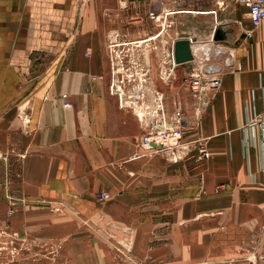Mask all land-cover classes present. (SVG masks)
Returning a JSON list of instances; mask_svg holds the SVG:
<instances>
[{"label":"crops","instance_id":"obj_1","mask_svg":"<svg viewBox=\"0 0 264 264\" xmlns=\"http://www.w3.org/2000/svg\"><path fill=\"white\" fill-rule=\"evenodd\" d=\"M2 6L0 0L10 44L0 39V52L10 58H0V111L20 100L10 107V174L0 180V219L12 209L0 224L8 234L54 248L55 264H222L244 258L240 246H264L260 133L256 127L251 142L246 129L264 110V20L246 43L250 20L235 25L236 9L230 21L209 12L214 0H6L5 12ZM219 25L226 29L222 42L235 48L233 67L201 98L186 81L200 56L192 51L194 59L174 67L167 97L177 103L165 111L170 117L182 107L184 131L177 144L164 143L174 147L151 152L141 145V123L109 92L111 51L129 56L122 60L128 68L158 71L176 40L205 43ZM18 37L29 43L17 45ZM26 46L53 48L60 57L30 94L20 95L15 54ZM146 83L161 82L151 74ZM63 93L72 107L63 106ZM193 95L207 106L200 114L188 107ZM18 116L27 117L24 124ZM197 138L206 141L208 157L191 156Z\"/></svg>","mask_w":264,"mask_h":264},{"label":"rangeland","instance_id":"obj_2","mask_svg":"<svg viewBox=\"0 0 264 264\" xmlns=\"http://www.w3.org/2000/svg\"><path fill=\"white\" fill-rule=\"evenodd\" d=\"M5 1L6 0H2V7L4 12L6 11ZM220 1H222V4L220 6L217 5L214 1L215 7L213 8L218 11V14L221 15L222 19L230 21L229 19L231 18H229V14L232 12L233 9H236L238 19L234 18L235 20L233 23L235 25H241L240 22H242V19H246L245 9L241 6V4H239L235 0ZM254 27L255 26H250V29L246 31L251 34L249 37H245L246 43H248V39L254 37ZM8 30H10V21H7L5 19L0 20V32H2V34H0L2 35L0 39H4V44H10V37L6 36ZM16 41V44L19 43L17 45H27L29 43L27 37H18ZM53 41L54 40L51 39L50 44H52ZM28 48L29 47L26 46V52L21 51L16 52L15 54L16 59L19 60V66L17 67L16 72L21 77V80L18 82V87H16L19 89L20 95L30 94V92H32V90L36 87V83L40 79V77L44 76L47 72H49L50 70L48 69L50 68V66H52V64L60 57V53L55 52L53 48L49 49L47 47L46 50H39V47L37 46L32 47V50L27 51ZM216 53L217 52L215 51V54ZM110 54V83L108 86L109 92L112 95L114 94L115 96H117V99L118 94L113 93L111 91L113 90L114 92H122L126 97V104L124 106L125 108L130 109L133 112V108L136 106L135 103L146 101L148 104H153L154 100L151 101V96H154L156 92H159L163 95V102L165 108H168L169 105H172L174 109L177 101H174L171 97H167V95H171L170 89L173 88L170 83V81L172 80V73L168 74V68L165 67L164 69H160L158 71L153 70L152 72L151 70H149L148 72L146 70L134 67L128 68L125 65H123V67L121 68V66H118L116 62L120 60V55L122 56L124 52L121 53L120 51L112 50ZM117 54L119 56H117ZM0 58H2L1 60L6 61L8 58H10V51H6L3 53L0 52ZM125 59L129 60L130 58L126 55L124 56L123 60ZM226 69H224V71ZM161 72H165V75H167L163 79L160 76ZM151 74L152 76H157L158 80H160L161 83L155 85L151 83H146V81H150ZM112 83L114 84L111 90L110 87ZM177 87L178 86H176V89ZM178 88L184 89L186 88V84H181ZM193 98H195V101L188 104V107L195 111V113H202V110L203 108H205L206 104H203V102L200 103V101L194 95ZM18 101L20 100L4 104L1 107L2 109H5V111H0V160L2 162V165L5 166L4 169L0 167V180H2V182L6 181V177L10 174V170H8L7 167V162L9 160L7 159L6 154L7 152L10 154V128L14 127V125L16 124V119L14 118L10 123V107H14V105L16 107L19 103ZM184 105L185 104H183V107ZM18 119L21 120L20 122L22 124H24L27 117L18 116ZM194 142L196 144L198 143L199 148H197L198 146H195L194 151L191 152V156H197L198 151H200L201 147L203 146L202 144H206V141L202 138H197L194 140ZM11 213L12 209L10 208L6 216H11ZM6 216L0 219V224H4L6 222ZM24 237H22V234L12 232L11 230L10 234H8V232H6V230L2 226H0V264H7L6 260L8 257L10 258L9 264H42L46 259L48 260V264H55L54 248H50L45 251L44 246L40 245L38 241L29 242V239L27 237ZM240 247L241 248L239 254L241 256L243 255L244 258L236 262H223L222 264H264V246H259L255 244L254 246L248 247L246 245H243Z\"/></svg>","mask_w":264,"mask_h":264},{"label":"built area","instance_id":"obj_3","mask_svg":"<svg viewBox=\"0 0 264 264\" xmlns=\"http://www.w3.org/2000/svg\"><path fill=\"white\" fill-rule=\"evenodd\" d=\"M217 5H221L222 1L214 0ZM242 6H244L246 10V16L250 20L252 26H257L262 20H264V0H235ZM213 13L216 12V9L211 10ZM151 18L155 20L159 18V15L151 11L149 13ZM251 34L245 32V36L249 37ZM190 42L191 49L193 51V45L200 43L194 40L192 37L188 38ZM205 43L216 44L214 46H219L224 42L215 41L213 36L209 41ZM226 44V43H225ZM117 56H119L117 54ZM230 57V53L226 54V58ZM194 59V57H193ZM123 58L120 55V60L116 62L118 66L123 67L124 63L122 62ZM133 65L135 62L130 60ZM174 58V52L171 53L170 62L166 64V68H168V74H171L172 70L176 65ZM196 70L187 77V84L190 87L191 91L198 98H201L203 91L207 88H219L221 86V75L224 69L233 67V65H227L224 62V58L220 56H212L210 53L199 57L197 61ZM167 70V69H166ZM264 76V70L262 72ZM163 79L167 75L165 72L160 74ZM113 84L110 89L112 90ZM122 92H118L119 104L121 107L126 104V97L123 99L121 95H124ZM117 94V93H116ZM154 103L153 105L148 104L145 101H141L140 103H135V107L133 108V113L141 123V127L143 129V136L141 140V145L151 150V152H157L159 150L164 149L165 147H174L182 137L184 131V124L186 121V116L182 107H177L173 114L168 117L166 115L165 106L163 102V95L159 92H156L154 95ZM63 106L72 107L73 102L68 99L67 93L62 94ZM258 127L260 133V148H261V170L264 172V110L261 113L256 114L246 125V129L249 132V136L251 142L255 141L256 132L255 128ZM167 140H173L175 144L165 145L164 143ZM203 146L200 149V153L203 157H208L209 152L207 151L206 144H202ZM100 197H105L104 193L100 194Z\"/></svg>","mask_w":264,"mask_h":264},{"label":"bare ground","instance_id":"obj_4","mask_svg":"<svg viewBox=\"0 0 264 264\" xmlns=\"http://www.w3.org/2000/svg\"><path fill=\"white\" fill-rule=\"evenodd\" d=\"M209 12H213V11H209ZM164 20V19H163ZM163 23V22H162ZM166 24V23H165ZM166 27V26H165ZM162 28V27H161ZM223 31H225L226 29L223 28V26L221 27ZM216 44H209V43H197L193 45V52L194 54L198 55V56H205L207 54H211L212 56H220L221 58H224V62L227 65H233L235 63L236 60V54H235V48L232 46H228L225 43H221L218 44L219 46H214ZM192 50V49H191ZM215 51L218 53L215 54ZM230 53V57L226 58V54ZM113 93H117L119 91H111ZM122 94V93H121ZM122 99L124 97V95H121Z\"/></svg>","mask_w":264,"mask_h":264},{"label":"water","instance_id":"obj_5","mask_svg":"<svg viewBox=\"0 0 264 264\" xmlns=\"http://www.w3.org/2000/svg\"><path fill=\"white\" fill-rule=\"evenodd\" d=\"M222 26L215 28L213 39L215 41H222L225 38ZM174 58L176 63H184L193 58L190 42L188 38H180L174 43Z\"/></svg>","mask_w":264,"mask_h":264}]
</instances>
